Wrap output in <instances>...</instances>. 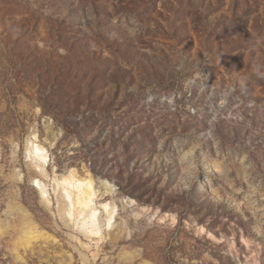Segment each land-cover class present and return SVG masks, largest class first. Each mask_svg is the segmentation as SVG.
Segmentation results:
<instances>
[{"label": "rangeland", "instance_id": "rangeland-1", "mask_svg": "<svg viewBox=\"0 0 264 264\" xmlns=\"http://www.w3.org/2000/svg\"><path fill=\"white\" fill-rule=\"evenodd\" d=\"M71 169L116 191L90 238L58 209ZM11 202L52 236L22 259ZM0 226V264H264V0H0Z\"/></svg>", "mask_w": 264, "mask_h": 264}, {"label": "bare ground", "instance_id": "bare-ground-1", "mask_svg": "<svg viewBox=\"0 0 264 264\" xmlns=\"http://www.w3.org/2000/svg\"><path fill=\"white\" fill-rule=\"evenodd\" d=\"M35 137L36 135L29 136L26 140V157L29 160L35 159L34 169L36 171L31 174L30 180L34 186L47 196L48 187L41 177L42 175L47 176L45 166L49 162L48 151L45 146L37 143V140L34 139ZM52 179L54 184L57 185L54 187V190L58 198V209L61 211L64 221L67 223L72 221L77 228L89 238L93 235L100 234L102 229H110L113 226L117 205L112 194H115L116 191H114L113 186L107 179L100 177L98 179L89 170L84 176H80L75 169H71L67 174L60 176L55 175ZM108 196L112 197L111 200H108ZM99 197L100 199H98ZM124 198L134 211L136 218L149 216L150 219L158 217L161 221H164L169 218L173 223L176 222L175 214L163 213L160 215L159 210L153 211L149 206L140 205L134 197L126 196ZM7 213H15L18 214L19 217V222L16 221L17 223L13 225V229L16 232L13 250L17 258L22 259L19 255V247L27 248L38 238H52V236H47L46 233L38 230L34 222L28 219L29 215L22 204L16 202L9 203ZM7 225L10 226V224ZM7 225H5V228ZM0 231H2V233L4 232L1 226ZM204 232L210 237L218 239L211 231H208L205 226H199V233ZM75 238L82 243V245L87 247V244L83 243L81 239L78 237ZM123 255L129 261H132L136 257L135 253L128 251H124ZM82 259L84 263H87L86 254L82 253Z\"/></svg>", "mask_w": 264, "mask_h": 264}]
</instances>
